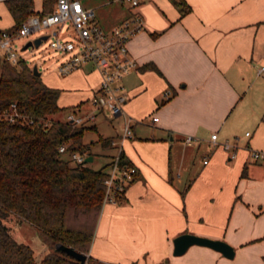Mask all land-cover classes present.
<instances>
[{"label": "crops", "instance_id": "1", "mask_svg": "<svg viewBox=\"0 0 264 264\" xmlns=\"http://www.w3.org/2000/svg\"><path fill=\"white\" fill-rule=\"evenodd\" d=\"M183 1V15L172 0L128 4L103 26L95 13L107 31L130 13L142 20L127 44L137 66L120 81L132 136L113 137L108 161L121 151L136 176L124 201L101 207L87 253L101 264H264V165L250 157L264 151V0ZM33 3L40 12L42 0ZM13 24L0 0V30ZM58 76L41 79L60 90V107L80 104L82 113L99 73L87 64ZM225 141L236 143L234 158ZM183 233L222 240L233 258L199 245L175 256L173 239Z\"/></svg>", "mask_w": 264, "mask_h": 264}, {"label": "trees", "instance_id": "2", "mask_svg": "<svg viewBox=\"0 0 264 264\" xmlns=\"http://www.w3.org/2000/svg\"><path fill=\"white\" fill-rule=\"evenodd\" d=\"M3 2L14 21L10 32H16L31 15L51 12L56 0H42L40 12L35 11L33 0ZM172 2L181 15L189 10L183 0ZM59 95L60 90L47 86L41 76L34 75L24 59L18 65L0 62V110L16 104L35 121L34 125H27L0 120V264H37L32 248L11 233V227L22 221L31 225L47 244L48 251L38 264H79L55 251L56 243L85 254L84 264H101L87 253L112 163L93 169L85 162L73 164L67 154L92 156V145L99 143L103 149L110 148L114 138L99 136L86 143L84 133L95 130L94 126L86 122L73 125L62 120L48 121L51 115L77 111L80 106L60 107ZM61 144L66 145L63 153L58 150ZM119 164L131 166L121 151ZM135 176L136 173L132 181ZM124 192L116 196V202L124 201Z\"/></svg>", "mask_w": 264, "mask_h": 264}, {"label": "built area", "instance_id": "3", "mask_svg": "<svg viewBox=\"0 0 264 264\" xmlns=\"http://www.w3.org/2000/svg\"><path fill=\"white\" fill-rule=\"evenodd\" d=\"M127 2L131 8L137 7L143 0H119ZM68 23L75 32V40H63L59 38V31L53 30L47 35L52 38L49 46L65 55V58L58 64L56 73L60 76H67L90 64L99 73V82L91 100L92 106L99 112L110 113L112 117L123 116V127L120 139H127L132 136V122L130 116L125 115L124 107L127 97L120 85L121 79L134 70L136 61L129 55L127 44L130 39L142 29L141 17L136 13H130L118 25L110 30L103 29L95 19V12L91 8L84 7L80 0H56L53 10L47 14H33L28 17L16 32L0 30V62L6 61L12 65H18L21 58L14 45L15 39L27 37L28 35L47 28H62ZM43 36V35H40ZM264 60V53H263ZM264 72V65L258 68V74ZM169 92L165 93V98ZM94 115L82 116L76 111H68L65 121L80 125ZM0 120L7 123L17 121L27 125H34L35 121L19 110L16 104H11L8 109L0 110ZM157 121V117H152ZM46 125V123H44ZM249 135V133H246ZM194 137L188 136L184 143L190 145ZM210 140L217 145V135L212 133ZM114 141L112 142V145ZM229 154L230 158L235 157L236 143L225 141L220 144ZM66 145L58 147L59 152H65ZM118 151L111 159L109 175L105 180V195L103 203H116V196L123 193L125 188L132 181L136 170L134 167L120 166ZM87 155L78 152L67 154V158L73 164L84 163ZM250 157L264 165V151L252 150ZM207 161L205 160L204 163Z\"/></svg>", "mask_w": 264, "mask_h": 264}, {"label": "rangeland", "instance_id": "4", "mask_svg": "<svg viewBox=\"0 0 264 264\" xmlns=\"http://www.w3.org/2000/svg\"><path fill=\"white\" fill-rule=\"evenodd\" d=\"M110 1L111 0H81V3L83 5L87 4L89 7L95 9L97 20H99L100 24L103 26L104 23H111V21L123 12L128 5L127 2L122 3L120 1ZM53 30L59 31L60 39L75 40L76 35L74 30L68 23H65L60 29L55 27L42 29L28 35L27 37H19L14 41L18 55L31 67L36 65L41 78L48 83L54 78L52 75L54 73L56 74V68L65 58V55H61L49 46L52 38L43 40L37 48L28 47L27 49L22 50V47L27 41L33 40L40 35L50 34ZM62 102H64V100H61L60 103ZM89 109H92V111L84 114L86 110ZM80 112L82 113L78 114H82V116L94 115L93 119L86 121L85 124L88 126H94L95 130H87L84 133V142L89 143L91 141H96L99 136L108 138L115 137L117 133L121 134L123 124L120 117H112L107 111L105 113L99 112L90 103L84 104ZM66 114L65 111H62L47 117V120L65 121ZM90 151L93 160L87 164L93 169H98L110 160L111 155L115 153L116 148L110 147L103 149L99 143H95L91 146ZM11 233L17 241L26 243L32 248L35 259L40 260L46 253L48 248L47 244L40 238L38 232L28 223L23 221L16 223L15 226L11 227Z\"/></svg>", "mask_w": 264, "mask_h": 264}, {"label": "water", "instance_id": "5", "mask_svg": "<svg viewBox=\"0 0 264 264\" xmlns=\"http://www.w3.org/2000/svg\"><path fill=\"white\" fill-rule=\"evenodd\" d=\"M46 39H47V35H43V36H38L33 40H29L22 47V50H25L28 47L37 48L41 44V42ZM32 72L34 75L40 76V72L37 70L36 65L32 67ZM92 160H93L92 156H87L85 157L84 162L89 163ZM191 245L209 247L213 250L220 252L224 257L229 259L233 258L234 255L233 248L224 241L200 237L190 233H183L173 239V255L177 256L183 254L186 251V249ZM54 250L57 252L64 253L69 257H72L73 259L77 260L79 264L85 263L86 255L73 249L72 247L60 243H56L54 244ZM102 264H106V263H102Z\"/></svg>", "mask_w": 264, "mask_h": 264}]
</instances>
